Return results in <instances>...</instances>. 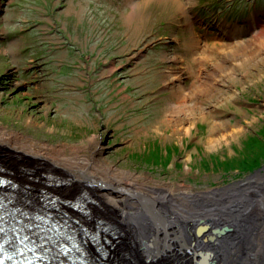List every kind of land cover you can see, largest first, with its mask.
I'll list each match as a JSON object with an SVG mask.
<instances>
[{"label": "rangeland", "instance_id": "374dc122", "mask_svg": "<svg viewBox=\"0 0 264 264\" xmlns=\"http://www.w3.org/2000/svg\"><path fill=\"white\" fill-rule=\"evenodd\" d=\"M145 1L0 0V132L64 147L69 157L76 146L83 159L95 156L142 181L150 178L193 196L264 197V166L259 168V159L249 166L241 160L251 158V148L264 147V49L242 63L228 51L264 31V0ZM127 14L133 15L129 21ZM84 24L103 37L97 51L82 58L95 66L119 67L97 80L87 79V72L98 69L89 65L84 72L77 60L92 41L79 40L77 28ZM72 55L78 58L72 60ZM218 57L229 69L218 70ZM107 88L113 98L102 107ZM97 92L99 99L93 95ZM178 95L193 110L175 112ZM86 98L88 106L82 101ZM79 102L85 107L77 111ZM219 137L212 146L206 143ZM145 139L151 140L150 156L159 159L155 162L170 161L168 174L136 158L129 168V162L121 164L113 155L128 149L147 157L137 151L145 148ZM214 154L217 158L210 160ZM205 157L209 165L193 167ZM224 162L235 164L226 169ZM239 167L248 172L247 179L236 173ZM257 204L264 212V202Z\"/></svg>", "mask_w": 264, "mask_h": 264}, {"label": "bare ground", "instance_id": "6f19581e", "mask_svg": "<svg viewBox=\"0 0 264 264\" xmlns=\"http://www.w3.org/2000/svg\"><path fill=\"white\" fill-rule=\"evenodd\" d=\"M131 17L127 14L124 19L129 21ZM78 27L79 40H92L89 49L85 47L87 50L77 53L80 67L84 72L89 65L98 69V72L89 70L87 79L97 80L99 74L106 76L109 71L119 69L95 66L82 58L97 51L103 36L96 34L91 25ZM131 27L133 31L138 28L135 24ZM102 43L110 42L103 39ZM238 48L229 47L228 51L242 63L256 50L264 49V31L258 30L248 44H240ZM77 55H72V60ZM194 60L197 63L198 58ZM214 63L219 71L229 69L219 57ZM107 67L110 69L106 70ZM91 86L99 91V86ZM107 89L102 107L113 98V90L109 95ZM98 94H93L94 98L99 99ZM87 99H82L85 106ZM183 99L185 96L178 95L173 106L175 112L188 109ZM80 105H74L77 111L84 106ZM47 111L50 114L51 110ZM220 138H209L206 143L212 146ZM93 140L87 138L86 142L91 144ZM149 140L145 139V150L137 147L147 157H143L144 152L136 155L128 149L123 155L120 151L113 155L122 159L118 161L121 164L129 162V168L136 158L151 166L155 164L159 173L168 174L171 166L170 161L165 162L168 155L163 158L165 163L155 162L154 159H159L150 156ZM35 142L15 132H0V264H264V212L257 204L264 202L263 196L260 199L250 194L245 197L234 194L230 199L220 195L193 196L171 185L157 184L149 177L148 181H142L132 172L102 163L95 156L83 159L78 155L79 147H71L70 158L64 147ZM263 149L251 148V158L243 156L241 160L244 158L247 165L253 160L256 165L255 159H259L257 164L263 168ZM64 156L65 160H60ZM217 156L212 155L210 160ZM206 158L193 167L209 165ZM228 163H223L226 169ZM237 169L236 173L247 179L248 172L243 167L241 171L240 167ZM254 215L262 216L258 220L261 223L250 221Z\"/></svg>", "mask_w": 264, "mask_h": 264}, {"label": "trees", "instance_id": "16d2710c", "mask_svg": "<svg viewBox=\"0 0 264 264\" xmlns=\"http://www.w3.org/2000/svg\"><path fill=\"white\" fill-rule=\"evenodd\" d=\"M151 155V154H150Z\"/></svg>", "mask_w": 264, "mask_h": 264}]
</instances>
